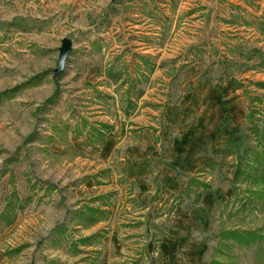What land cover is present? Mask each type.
Segmentation results:
<instances>
[{
    "label": "rangeland",
    "instance_id": "obj_1",
    "mask_svg": "<svg viewBox=\"0 0 264 264\" xmlns=\"http://www.w3.org/2000/svg\"><path fill=\"white\" fill-rule=\"evenodd\" d=\"M64 38L73 49L56 93ZM262 81L264 0H0V253L101 264L117 226L128 247L117 264H264ZM205 90L225 94L210 108L226 120L213 146L234 132L225 152L180 172L185 186L160 208V189L138 203L122 150L103 155L105 136L124 126L150 137L169 164L200 104L173 125L168 109ZM177 205L192 214L179 229ZM177 231L183 246L163 253ZM248 231L259 241L227 234Z\"/></svg>",
    "mask_w": 264,
    "mask_h": 264
},
{
    "label": "crops",
    "instance_id": "obj_2",
    "mask_svg": "<svg viewBox=\"0 0 264 264\" xmlns=\"http://www.w3.org/2000/svg\"><path fill=\"white\" fill-rule=\"evenodd\" d=\"M224 95L220 90L218 92L205 90L200 97L195 96L194 99H191L186 108L182 109V112L175 105L168 109L167 123L173 125L175 120L181 121L189 118V115L193 113V108L200 104L198 116L192 119V125L195 128L192 130L194 132L190 131L187 137L173 139L169 148V164L161 162V152L150 137L142 136L141 138H136L124 126L117 127V129L105 136L102 148L103 155L110 158L119 149L122 150L124 163L127 167V175L137 181V195L134 196H136L138 203L147 205L152 199L151 196L160 189L162 195L153 200L154 204L160 208L167 203L170 194L181 190L185 186L184 181L179 178L180 172L183 174L184 172L186 174L195 173L201 167L215 162V154L218 150L225 152V150L221 149V144L225 145L231 141L230 139L233 138L234 132L233 130L227 131L222 143L214 147L213 142L218 136L220 128L226 124V120L224 117L218 118L210 109L211 106L218 104L222 108L220 102ZM156 167L161 169L159 177H155ZM156 181L158 182L157 184ZM207 199L211 201L215 197H213V194H209ZM144 213L142 212V214ZM190 215L192 214L189 211L181 207V205H177L172 212L174 226L179 229ZM178 231L177 239L167 237L162 240L160 249L163 253L175 255L176 252H179V249L183 246V240L180 238ZM121 234L122 230L117 226L110 232L107 237V249L104 252L105 255H103L101 264H117L116 257H120V253L128 248L119 240V235ZM152 246L149 245V249ZM0 264H9V258L3 253H0Z\"/></svg>",
    "mask_w": 264,
    "mask_h": 264
},
{
    "label": "trees",
    "instance_id": "obj_3",
    "mask_svg": "<svg viewBox=\"0 0 264 264\" xmlns=\"http://www.w3.org/2000/svg\"><path fill=\"white\" fill-rule=\"evenodd\" d=\"M55 80L57 83V89H56V93L60 92V87H59V80L61 78V74L57 75L55 74ZM232 83L234 85V80H232ZM256 84L259 87L264 88V82H256ZM237 86L234 85V88H236ZM257 129V128H256ZM258 130V129H257ZM256 133V132H255ZM228 235L234 236L237 239H239L240 241H244L245 243H251V242H256L259 241L260 235L258 232H254V231H248V232H227Z\"/></svg>",
    "mask_w": 264,
    "mask_h": 264
},
{
    "label": "water",
    "instance_id": "obj_4",
    "mask_svg": "<svg viewBox=\"0 0 264 264\" xmlns=\"http://www.w3.org/2000/svg\"><path fill=\"white\" fill-rule=\"evenodd\" d=\"M73 49V41L70 38H64L62 45L59 47L58 66L55 69L56 74H61L67 64V58L71 50Z\"/></svg>",
    "mask_w": 264,
    "mask_h": 264
}]
</instances>
